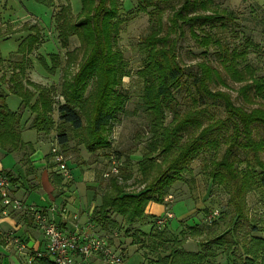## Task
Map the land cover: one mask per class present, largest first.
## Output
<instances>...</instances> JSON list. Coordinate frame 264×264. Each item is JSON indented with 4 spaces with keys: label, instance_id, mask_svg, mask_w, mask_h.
<instances>
[{
    "label": "trees",
    "instance_id": "trees-1",
    "mask_svg": "<svg viewBox=\"0 0 264 264\" xmlns=\"http://www.w3.org/2000/svg\"><path fill=\"white\" fill-rule=\"evenodd\" d=\"M35 2L50 4V0ZM136 2L137 11L149 17V32L137 43L141 63L135 74L142 82L137 107L146 115V128L151 135L138 166L141 174H147L153 163L151 156L156 153L164 155L166 165L159 176L137 194L125 193L112 178L109 191L103 195L99 207L93 209L90 221L103 228L110 214L121 217L126 225L141 221L147 204H164L171 186L181 180L182 174L200 155L211 156L209 165L205 166H208L207 177L228 194L231 218L243 221L247 194L255 189L264 190V108L250 107L264 102V78L256 77L254 68L249 65L238 68L239 61L244 62L248 54L256 53L257 46L246 38L239 47L231 48L216 35L214 31L218 29L226 32L235 16L232 13L218 15L211 9L212 0ZM80 3L82 16L74 22L68 5L54 15L61 47L67 48L75 38L79 46L74 51L81 53L77 71L61 85L63 103L57 105L58 123L53 122L52 103L46 89L30 81H26V86L19 75L23 66L17 65L19 74L13 73L7 85V93L20 100L17 111L8 109L7 94L0 90L1 156L17 153L19 161L24 162L34 153L33 145L21 138L25 110L33 116L28 129L47 136L54 128L59 146L69 142L71 133L80 136L78 133L83 130L86 118L89 126L80 143L89 152L109 147L106 136L118 115L125 112L128 102L121 87L129 73L116 49L120 4L118 0H80ZM186 35L203 49L199 54L201 60L192 66L182 63L177 48V39ZM37 45L38 38L28 35L19 44L16 54L21 56V61L29 62L27 56ZM209 48H213L214 60L208 56ZM74 51L66 53L69 67L76 59ZM57 60L51 57L53 64ZM213 61L218 64L214 65ZM229 82L240 85L236 90L237 102L230 94ZM179 95L185 96L184 110L177 100ZM167 115L171 118L168 123ZM238 153L244 159L240 160ZM241 163H245L243 170L239 169ZM0 173L14 182L10 172L0 170ZM26 175H32L31 171L27 170ZM49 180L62 193V178L51 174ZM216 216L209 226L216 221ZM251 232L256 234L257 227L251 226ZM232 246V238L215 237L205 242L199 253L172 251L165 264H213L209 261L214 258L212 247L224 248L226 256H230L228 264L229 261L230 264H264V238L251 237L242 246L243 257H236Z\"/></svg>",
    "mask_w": 264,
    "mask_h": 264
},
{
    "label": "rangeland",
    "instance_id": "rangeland-1",
    "mask_svg": "<svg viewBox=\"0 0 264 264\" xmlns=\"http://www.w3.org/2000/svg\"><path fill=\"white\" fill-rule=\"evenodd\" d=\"M118 1L120 24L116 49L121 53L129 73L123 78L121 87V91L128 97L125 112L118 115V120L106 136L109 147L89 152L80 143V138L85 136L89 126L86 118L83 121V130L78 133L80 136L76 137L71 133L69 142L65 146H59L54 128L47 136L28 129L33 116L25 110L21 120V138L33 145L32 162L38 177V189L29 190L25 170L14 155L0 157V170L10 171L15 176L21 175L19 181L14 179L12 184L19 189L21 180L26 185V191L23 188L21 190L25 194L29 190L26 200L28 205L48 209L52 205H59L66 198L72 200L67 203L71 210H77L78 204L85 211L91 206L98 208L103 195L110 189L112 178L116 179L125 193L137 194L165 169L166 158L160 153L151 156L153 163L147 174H141L138 166V161L146 154L145 148L150 143L151 136L146 128L147 117L137 107L142 94V82L135 74L141 63L137 43L149 32V17L137 11L136 0ZM66 5L70 8L72 22L82 16L80 0H50L49 5L38 4L35 0H0V90L7 94L6 105L14 112L19 108V98L7 93V85L13 73L19 74L20 69L16 66L22 64L23 70L19 74L22 82L26 85V81H30L46 89V96L52 103V119L55 125L58 123L57 105L63 103L60 97L61 85L65 83L63 80H69L77 71V62L81 59V53L74 51L79 46L75 38L70 40V45L65 49L58 40L54 15ZM211 9L220 16L226 13L235 16L234 23L228 24L226 32L221 29L214 32L231 48L239 47L246 38L251 39L257 46L256 53L248 54L244 62L239 61L238 68L249 65L254 68L256 77L264 78V0H212ZM28 35H35L38 45L27 56L29 62H24L16 51ZM177 45L179 58L185 65L192 66L201 60L199 54L203 49L197 47L188 35L178 38ZM71 51H74L76 59L72 67H69L66 53ZM212 53L213 48H209L210 60H214ZM52 56L58 58L54 64L51 61ZM213 64L218 63L213 61ZM50 68L53 71L49 72ZM228 85L232 98L237 102L239 98L236 90L240 85L231 82ZM177 100L181 103V110H184L185 96L179 95ZM250 107L264 108V102L253 103ZM170 119L167 115L166 122ZM57 148L68 166L67 177L62 176L66 187L61 190L62 193L56 188L53 190L48 180V175L57 174L50 154L51 149ZM237 155L240 160L244 159L241 153ZM209 159L210 155H200L194 160L182 174L181 180L171 186L164 198V204H147L141 221L126 225L121 217L110 214L105 228L92 220V231L107 239L111 249L122 257L124 264H165L172 251L199 253L203 250L205 242L223 235L227 239L232 238L235 256L243 257L242 246L246 245L251 237L264 238V190L255 189L247 194L246 219L235 221L227 207L228 194L207 177L208 166H205ZM114 169L116 173L113 172ZM239 169H245V163H241ZM31 179L30 177V181ZM167 197H171L170 202H165ZM54 199L59 201L52 204ZM167 212L172 218L158 226V219L164 217ZM215 214L218 217L216 216V221L209 226L206 221ZM6 226L7 221L0 219V230H4ZM251 226L257 227L256 234L251 232ZM12 231L18 238L24 235L21 227L13 225ZM210 249L214 258L209 261L213 264H228L227 258L230 256H226L224 248ZM16 256H19L16 250L11 252L0 242L1 264H26L27 257L20 256L19 260ZM88 262L95 264L91 259Z\"/></svg>",
    "mask_w": 264,
    "mask_h": 264
},
{
    "label": "built area",
    "instance_id": "built-area-1",
    "mask_svg": "<svg viewBox=\"0 0 264 264\" xmlns=\"http://www.w3.org/2000/svg\"><path fill=\"white\" fill-rule=\"evenodd\" d=\"M50 154L59 175L67 177L68 166L59 149H51ZM116 173V170H113ZM167 197L165 202H170ZM8 212L25 213L32 224L40 233L42 248L39 250L28 249L27 245L12 233L3 235V242L16 248L19 256L27 257L26 264H78L79 261H88L98 258L103 264H124L122 257L114 252L104 237H100L92 231L93 226H80L78 215H70L65 209L54 205L48 209H36L25 205L14 196V186L9 177L0 173V214ZM58 215L63 221L68 220L70 229L65 230L58 226L53 217ZM216 216L212 215L206 222L211 223ZM172 217L165 213L158 219L157 225H163Z\"/></svg>",
    "mask_w": 264,
    "mask_h": 264
},
{
    "label": "crops",
    "instance_id": "crops-1",
    "mask_svg": "<svg viewBox=\"0 0 264 264\" xmlns=\"http://www.w3.org/2000/svg\"><path fill=\"white\" fill-rule=\"evenodd\" d=\"M24 142H28L29 143V141H24ZM12 155H14L17 158L16 159L17 162L25 170V173H26L27 170L31 171V173H32V175H26V177H25L29 190L38 189V177H37L36 171L33 169L34 168L33 167L34 163L32 162L33 154L29 157L28 161H24V162H20L19 161L20 154L13 153ZM0 157H3V156L0 155ZM8 172H10V171H8ZM10 173L13 176L12 177L13 180L17 179V181H19L18 179L21 177V175L15 176L12 172H10ZM56 175H58V176H60L62 178V176L59 175L58 173ZM70 175H71V172H70ZM30 177L32 178L31 181H30ZM34 178H36V179H34ZM48 180H49V175H48ZM49 182H50V180H49ZM20 183L21 184H19V189L17 188L16 185L15 186L13 185L14 186V196L16 198H18L19 200H21L25 205L36 208V206H32L33 204L32 205L26 204V200H27V197H28V194H29L28 193L29 190H27V194L22 193L21 188L24 189L26 185H24V183L21 182V180H20ZM16 184H17V182H16ZM62 185H64V182H62ZM51 187H52L53 190L55 189L52 184H51ZM63 189H66L65 185H64V187L61 190H63ZM68 200L72 201L71 199H68ZM68 200L66 198H64V200L61 203H59V205H57V206L54 205V206L59 208V209H61V208L65 209L68 213H70V215H74V214L78 215L80 226H87V224L92 225L91 224L92 222L90 221V218H92L91 216H92V212H93L94 206H91L89 210L85 211V209L81 208L80 204H78L77 210H71L70 207H69L70 205L67 204L69 202ZM56 201H59V199L58 200L54 199L52 204H55ZM36 209H38V208H36ZM42 210H45V209H42ZM0 219H3V220L7 221L6 228L4 230H0V242H1L2 246L5 249H9V251H11V252H14L16 250V248L13 245L5 244L3 242V239H2V234L12 233L13 232L12 231L13 225L22 228V230L24 232V235H23L22 238H19V239L21 241H23L27 245L29 250L30 249L39 250V249L42 248L41 235L39 234V237H38V233L39 232L37 231L35 226L32 224V222H31V220H30V218L28 217L27 214H25V213H16V212H8V213H6V215L0 214ZM53 219L58 224V226H60L61 228L65 229V230H69L71 228L69 221L68 220L63 221L58 215L54 216ZM14 236L17 237L16 235H14ZM17 258L21 259L20 256H18ZM91 261H93V263H95V264H103L101 262V260L98 259V258H91ZM78 264H81L80 261H79ZM87 264H89V262Z\"/></svg>",
    "mask_w": 264,
    "mask_h": 264
}]
</instances>
